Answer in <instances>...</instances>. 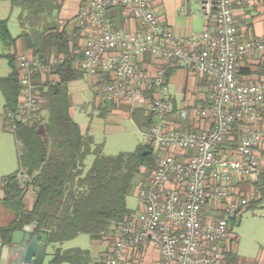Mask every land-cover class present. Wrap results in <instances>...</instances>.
Masks as SVG:
<instances>
[{
  "label": "built area",
  "instance_id": "built-area-1",
  "mask_svg": "<svg viewBox=\"0 0 264 264\" xmlns=\"http://www.w3.org/2000/svg\"><path fill=\"white\" fill-rule=\"evenodd\" d=\"M250 1L264 4L200 0L212 27L188 38L163 26L151 0H89L79 13L77 23L96 33L76 51L75 64L99 81L109 76L94 85L100 102L125 105L130 116L145 110L151 121L142 130L158 153L155 170L136 178L139 210L105 238L104 264H139L146 247L159 252V264L226 263L232 220L254 198L239 185L257 179L264 155V37L242 34L236 19ZM119 7L138 21L141 32L114 26L107 13ZM146 52L155 73L138 65ZM65 59L54 57L50 64ZM16 61L17 115L27 122L42 102L34 76L44 66L33 55H17ZM174 65L209 82L207 95L191 109L175 110L168 95L165 74ZM187 120L193 128L185 129Z\"/></svg>",
  "mask_w": 264,
  "mask_h": 264
},
{
  "label": "trees",
  "instance_id": "trees-1",
  "mask_svg": "<svg viewBox=\"0 0 264 264\" xmlns=\"http://www.w3.org/2000/svg\"><path fill=\"white\" fill-rule=\"evenodd\" d=\"M10 1L27 15L21 18L24 29L18 38L32 50L44 69L34 76L42 97L40 108L35 116L24 122L17 115L21 91L17 55L4 56L12 71L7 77L0 76V89L5 99L3 127L15 135L20 167L0 180V187L5 190L3 202L15 214L8 225L0 227V238L3 244H9L14 231L37 222L35 233H45L48 237L42 264L49 255V264H104L103 255L102 261L94 262L89 250L78 247L63 250L58 244L81 234L102 241L115 227L127 222L135 214L128 207L127 198L136 178H146L155 170L158 153L146 141L133 152L105 156L103 145L96 144L93 136L81 132L79 123L71 115L70 84L86 75L74 62L80 54L76 53L79 49H76L75 38L67 29L25 28L26 22L31 20L33 25L40 14L52 13L56 0ZM7 21L0 20V35L7 46L15 47L18 38L10 34ZM80 30L79 26L76 32ZM61 55L66 58L63 63L50 64L54 57ZM177 67L170 66L166 70V82ZM99 79L101 81L97 82L106 83L109 76ZM109 105L115 103H107V107L101 109L102 116L107 114ZM174 109L177 110L175 106ZM42 112L47 116L41 117ZM131 118L141 129H146L151 121L144 109H136ZM231 146H237V143ZM90 155L95 158L87 168L86 159ZM248 184L252 186L249 194L254 198L245 212L264 206V171L259 172L255 181L242 182V193ZM29 188L35 192L31 210H27L24 203ZM241 218L242 215L232 220V230ZM224 254L226 264H238L239 258L232 249L226 248Z\"/></svg>",
  "mask_w": 264,
  "mask_h": 264
},
{
  "label": "crops",
  "instance_id": "crops-1",
  "mask_svg": "<svg viewBox=\"0 0 264 264\" xmlns=\"http://www.w3.org/2000/svg\"><path fill=\"white\" fill-rule=\"evenodd\" d=\"M2 1H9L11 3L10 0ZM88 4L89 0H56L54 6L55 10L52 13L40 14L38 17H35L33 25L31 23V20L29 22H26L25 28L29 29L35 26L37 29H39L44 26H48L52 28L56 27L60 30L67 29L73 36V38H75L76 49H82L86 39L96 33L91 29L80 26L76 21L79 13L83 9H85ZM11 5L13 10H19L18 17L21 21V18L25 14V12L21 7L14 6L12 3ZM151 6L156 14L160 17L163 26L169 28L175 35L179 37L188 38L193 35L201 34L205 29L212 27V24L210 23V21H208V19L202 12L200 0H157V2L155 0V3L153 5L151 3ZM107 15L112 20L116 28L130 33L141 32V26L138 21H136L124 8L119 7L111 9L108 11ZM25 16L27 15L25 14L24 17ZM236 19L238 22L239 31L242 34L253 37H264V4L262 2H246L243 5L242 9L236 11ZM21 26L23 27L22 23ZM79 26L81 27V30L77 33L76 31ZM13 48L15 49L14 54L16 55H33L32 50L25 47L24 42L21 38L17 39L16 45ZM154 63L155 62L151 54L149 52H146V54L142 58V61L139 62L138 65L142 68L144 67L148 70L150 69L153 73H155L156 67L154 66ZM97 81L98 79L95 77V82ZM167 83L168 95L171 98L172 103L176 107V109H180L183 107L191 109L193 105L200 104L207 95L209 89V82L205 78H203L199 74L188 71L185 67H177L176 71L169 78ZM171 86L175 88L173 92L171 91ZM90 89L92 90V99L94 100L95 107H107V103H99V99L96 96L93 85L90 86ZM82 91L83 90L81 89L70 88V96L72 100L71 115L73 118V111L75 106H84L86 104V101L82 95ZM192 124V120L184 121L185 129L193 128ZM195 125L198 126L201 124ZM80 128L83 134L90 135L89 129L84 130L81 125ZM260 171H264V155ZM5 177H0V180L4 179ZM2 185L5 184L3 183ZM242 187V185H239V188L241 190ZM31 189L32 188H29L24 199L25 207L27 210H31L35 203V192L34 200L32 201V203L28 204L27 202L28 192ZM4 198L5 190L3 187H0V227L8 225L15 218L14 212L5 206L3 202ZM236 239L237 238L234 234L233 229L229 241L227 242V247L229 249H232L238 256V264H248L250 262H253V264H264V253L255 260H251L249 258H245L244 260V258H241L233 247V243ZM6 245L7 244L2 243V240L0 238V264H8L10 261H12V258H7V256L4 254ZM141 252L142 253L139 264H159L161 257L159 255V252L155 248L146 247L142 249ZM100 255L101 254L99 252V258ZM100 261L101 260H95L94 262Z\"/></svg>",
  "mask_w": 264,
  "mask_h": 264
},
{
  "label": "rangeland",
  "instance_id": "rangeland-1",
  "mask_svg": "<svg viewBox=\"0 0 264 264\" xmlns=\"http://www.w3.org/2000/svg\"><path fill=\"white\" fill-rule=\"evenodd\" d=\"M157 2V0H156ZM152 5L155 0H151ZM19 10L12 9L9 1H0V20L7 19L10 34L18 38L23 27L18 17ZM15 53L13 47L7 46L0 35V76L7 77L12 71L8 58L4 57ZM95 77L86 74L84 79L74 81L70 88L81 89L83 98L86 101L84 106L76 105L74 108V120L79 123L84 130L89 129V134L94 136L96 144H102V152L105 156H116L121 152H133L140 145L145 143L143 130L132 120L125 105H112L108 108L105 116L101 115V109L95 107L92 99L90 86L95 85ZM171 86V91H174ZM99 101V100H98ZM100 103V101H99ZM5 99L0 89V177L8 176L19 169V146L15 135L11 131H6L3 127V111ZM41 117H46V112L40 113ZM39 116V117H40ZM95 156L90 155L86 159L87 168H90ZM144 171V169H142ZM140 176H138V179ZM244 194L252 191V186L248 184ZM31 199V200H30ZM34 200V190L28 192V204ZM128 207L137 212L139 210L138 184L135 183L131 194L127 198ZM236 240L233 243L234 250L241 258L257 259L264 253V207H258L245 212L238 224L234 227ZM63 250L70 248H82L89 250L94 261L101 260L104 253L109 248L107 240L94 241L87 234H81L77 238L58 244ZM231 247V246H230ZM105 251V252H103ZM100 252V258L98 253ZM103 254V256H102ZM51 255L47 256L43 264H49ZM248 264H253L250 262Z\"/></svg>",
  "mask_w": 264,
  "mask_h": 264
},
{
  "label": "water",
  "instance_id": "water-1",
  "mask_svg": "<svg viewBox=\"0 0 264 264\" xmlns=\"http://www.w3.org/2000/svg\"><path fill=\"white\" fill-rule=\"evenodd\" d=\"M36 226L37 222H33L13 232L4 250L7 258H12L8 264H42L48 237L45 233H35Z\"/></svg>",
  "mask_w": 264,
  "mask_h": 264
}]
</instances>
